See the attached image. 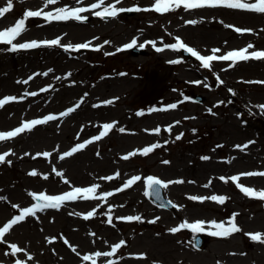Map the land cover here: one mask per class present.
<instances>
[{"label":"rangeland","instance_id":"rangeland-1","mask_svg":"<svg viewBox=\"0 0 264 264\" xmlns=\"http://www.w3.org/2000/svg\"><path fill=\"white\" fill-rule=\"evenodd\" d=\"M79 1L99 0H57L48 7L46 0H13V10L0 18V30L13 26L26 10L71 8ZM154 4L126 1L125 7L141 10L78 25L47 26L28 18L26 30L13 41L59 39L57 48L15 54L11 45L0 44V99L17 98L0 107V132L56 117L0 141V155L9 153L0 163V227L37 203L33 193L62 195L98 185L95 199L70 201L14 225L0 240V264H264V243L249 235H264V203L237 191L235 183L218 179L233 174L240 176L239 185L264 191V177L241 175L264 172V61L215 60L206 69L178 47L179 38L204 56L226 55L248 45L253 46L249 52L264 50V13L182 5L160 13ZM6 5L7 0H0V7ZM235 27L252 31L238 33ZM133 39L142 42L138 45L145 53L107 55ZM81 43L103 49L69 50L76 57L69 58L60 48ZM173 44L177 48L167 47ZM197 96L204 101L195 102ZM172 104L176 107L169 108ZM70 108L74 111L60 115ZM106 123L114 127L93 140ZM154 144L160 147L141 154ZM33 171L37 175H30ZM133 176L140 180L123 188ZM150 176L169 183L166 196L175 211L162 210L149 198ZM106 192L112 195L104 197ZM214 195L226 197L225 202L189 198ZM88 212L94 215L84 219ZM128 216L140 220L121 219ZM151 219L157 223L150 225ZM197 221H204L208 232L215 230L212 221L226 227L234 222L241 231L213 237L198 249L193 232L180 228ZM172 228L180 230L173 233ZM122 240L125 244L112 255H95L112 252ZM12 244L22 251L12 255ZM86 255L92 259L84 260Z\"/></svg>","mask_w":264,"mask_h":264},{"label":"snow or ice","instance_id":"snow-or-ice-1","mask_svg":"<svg viewBox=\"0 0 264 264\" xmlns=\"http://www.w3.org/2000/svg\"><path fill=\"white\" fill-rule=\"evenodd\" d=\"M120 0H116V3H119ZM57 3V0H46L44 7H48L49 5H53ZM102 5H104V0H100V3H93L91 5V9H97L100 8ZM183 6L185 9H199V8H204V7H210V8H215V7H225L228 9H242V10H248L256 13H264V0H155L154 4V10L156 12L164 13L172 10L173 8H178L180 6ZM13 10V0H7V5L5 7H0V18H3L6 13H9L10 11ZM90 9L87 7H75V8H67V7H60L55 10V12H45L43 11V8L40 10H26L23 14V18L17 20V22L13 25L8 27L5 30H0V43L11 45V50L16 51L18 49H34L38 48L41 46V44L44 45H49V46H54V45H59L61 41L59 39H53V40H44V41H36L32 40L30 42L26 43H13L19 37L22 32L26 30L25 28V22L28 18H33V17H41L46 21H66L70 19H75V20H82L86 19V17H82L81 13L87 12ZM140 8H117L115 4H109L105 7H103V12L101 11H95V15L99 17H115L119 12H125V11H140ZM148 10V9H144ZM189 24H195L196 21H187ZM227 27H234L232 25H226ZM238 33H243V32H250L252 31L251 29H242L239 27H235L234 29ZM107 43V41L105 42ZM137 41L136 39H133L130 43L124 45V48H133L136 46ZM143 47V45H140ZM89 47L88 43H81L77 44L75 46L69 44L66 46V50L69 49H74V50H80V49H86ZM167 47L170 48H177V44L173 45H168ZM178 47L181 49H184L188 53H190L192 56H194L197 60H199L204 68H209L211 65L212 61L215 60H221V61H230L232 64H235L238 61H247L249 59H264V51H252L249 53L248 49L252 48V45H248L247 48L240 49V50H233L229 51L226 55H208L204 56L201 55L197 50L194 48H191L187 46L185 43L182 41H179L178 38ZM157 51H161L160 48L156 49ZM213 53L219 52V49H213ZM177 61H173L175 63ZM24 83H27V81H24ZM264 83V82H260ZM31 95H36L35 92L30 93ZM16 97L9 96L5 97L3 99H0V107H3L5 104L9 103L10 101L16 100ZM106 103H112V101H106ZM79 105H77L78 107ZM169 108H175L176 105L172 104L168 106ZM261 108H264V105L260 106ZM74 111V109L70 108L66 112L61 113V116H67L70 112ZM155 111V109H153ZM56 117L52 115L45 116L43 119H34L31 121H28L26 123H23L22 126L15 128L13 131H7V132H0V141H6L9 140L13 137L18 136L19 134L25 132V131H30L33 127L36 125L40 124H45L48 121L55 120ZM114 127L113 124L111 123H106L103 125L104 131L100 132L98 136H95L93 140H99L103 136L107 135L108 131H110ZM123 132L124 129H121ZM155 131L158 133L160 131L159 128L155 129ZM170 131V129H169ZM181 137L177 136L176 139L179 140ZM92 140L85 141L82 144H78L75 147H73L70 151L65 152L63 156H61V159L64 157H69L72 156L74 153L80 151L83 149L88 143H91ZM160 147L159 144H154L150 147H145L141 154L142 155H147L148 153L152 152L155 148ZM237 147H241L240 145H237ZM243 147H247V145H244ZM136 153H130L128 155H125L123 158L125 160L129 159V156L135 155ZM9 155V153H4L3 155H0V163L5 161V157ZM44 156H48L49 153L45 152L43 153ZM203 159L207 160L208 157H203ZM164 163H168V161H164ZM59 174V173H58ZM30 175H37L35 171L31 172ZM241 175L244 176H260L264 177V172H246L242 173ZM105 179L111 180L113 177H105ZM223 180L224 177H221ZM240 176H232L231 180L232 181H239ZM138 180H140L139 176H133L131 179H129L124 185L123 188H129L131 187L134 183H136ZM67 183V181H65ZM176 183H182V181H176ZM160 185L163 187H167V183L163 182L160 179H157L155 177H148V186L149 188H152L153 186ZM237 186L240 188V190L247 196L258 198L260 200H264V191H257L251 187H245L242 185L237 184ZM98 185H94L90 188H81V187H76L72 191L66 192L62 195H46L44 193L40 194H35L33 193L32 195L34 198L38 201L37 204H34L32 207L29 208H24L20 215L16 216L14 219L10 220L8 223L4 224L3 227H0V240H3L5 237V234L16 224L22 222L25 220L26 217L29 216H35L37 212H42L45 209H58L63 205L66 201H74L77 199H95V192L97 189ZM111 192H106L104 193V197L111 196ZM192 200H204V199H211L214 201H217L218 203L223 204L226 200V197L224 196H211V197H196L192 196L189 197ZM15 207V206H14ZM94 215V212H88L85 216L84 219H89ZM121 219H126L128 221L132 220H140L139 216H128V217H121ZM234 219V218H233ZM109 223H111V217H109ZM154 222V221H152ZM230 226L226 227L223 223H217L216 221H212L211 225L215 229L214 231H211L209 234L213 236H223L227 237L230 236L233 233H238L241 231V229L237 226L236 223L234 222H229ZM180 228H191L194 232H199L204 230V221H197L196 223L189 224L185 222L180 226ZM180 228H172L170 231L175 233L180 230ZM251 236V239L254 241H258L261 243H264V235L261 233L257 232L255 234H249ZM67 243V241H65ZM125 244V241H120L119 243L115 244V246L112 249V252H105V253H100L97 252L95 255L96 256H110L112 253H114L117 249H120L122 245ZM12 249V255H15L18 252H21L22 249L18 248L16 244L11 245ZM75 251V249H73ZM29 259H31L29 257ZM84 260H90L92 257L90 256H84ZM16 264H21L20 261H17ZM93 264H95V261H93Z\"/></svg>","mask_w":264,"mask_h":264},{"label":"water","instance_id":"water-1","mask_svg":"<svg viewBox=\"0 0 264 264\" xmlns=\"http://www.w3.org/2000/svg\"><path fill=\"white\" fill-rule=\"evenodd\" d=\"M153 197L159 204L167 205V202L164 201V199H163L164 195H163V191L161 189L159 191H157L155 193V195H153ZM200 245H201V243L198 244V246H200Z\"/></svg>","mask_w":264,"mask_h":264},{"label":"bare ground","instance_id":"bare-ground-1","mask_svg":"<svg viewBox=\"0 0 264 264\" xmlns=\"http://www.w3.org/2000/svg\"><path fill=\"white\" fill-rule=\"evenodd\" d=\"M69 24H76V23L69 22V23H66V24L60 23V24H55V25H69ZM76 25H78V24H76ZM152 221H154V222H152ZM152 221L149 222L150 225H154L155 223H157V220H152Z\"/></svg>","mask_w":264,"mask_h":264}]
</instances>
